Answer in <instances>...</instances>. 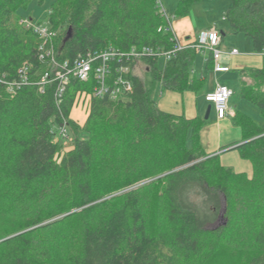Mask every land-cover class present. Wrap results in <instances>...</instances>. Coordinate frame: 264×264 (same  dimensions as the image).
Here are the masks:
<instances>
[{
  "label": "trees",
  "instance_id": "16d2710c",
  "mask_svg": "<svg viewBox=\"0 0 264 264\" xmlns=\"http://www.w3.org/2000/svg\"><path fill=\"white\" fill-rule=\"evenodd\" d=\"M32 1L0 0V264H264V127L237 111L244 138L221 148L250 161V177L205 151L204 116L159 108L158 91L200 93L208 77L193 72L197 48L159 67L179 39L158 31L173 21L158 0H54L47 26L57 33L58 69L117 53L101 96L97 60L86 81L70 74L63 92L55 75L39 84L57 68L41 60L42 39L21 23L18 11ZM199 1L180 0L175 17ZM230 2V28L264 57V0ZM133 53L143 54L147 83L134 73ZM205 67L213 72L211 53ZM241 72L253 81L242 97L264 116V64ZM119 77L132 90L113 96ZM82 97L83 125L71 120ZM65 126L74 143L62 152Z\"/></svg>",
  "mask_w": 264,
  "mask_h": 264
},
{
  "label": "rangeland",
  "instance_id": "374dc122",
  "mask_svg": "<svg viewBox=\"0 0 264 264\" xmlns=\"http://www.w3.org/2000/svg\"><path fill=\"white\" fill-rule=\"evenodd\" d=\"M179 1L180 0H158V3L161 7L160 10L162 9L161 11H165L169 16L172 17V20L175 21L179 19V17L177 18L174 15V13L178 8ZM53 2L54 0H45L43 4H39L37 0H34L29 4L27 8L20 9L18 13L22 17V20H33L35 23H41V24L44 23L47 25V17L52 8ZM230 4H231L230 0H201L199 2L194 3L191 6L190 16L193 17L194 22L199 30L198 31L199 33L202 30L209 31L210 29H212V27H216L220 32H224L225 36L223 40V50L230 52V50H233L232 48L235 47L240 51V55H239L241 56L240 58L250 56L252 55L250 53L253 52V43L251 38L247 37L244 34H234V32L229 26L228 21H226L225 19V13L227 12ZM210 52L211 51L207 49H201L198 52L195 65L193 67L194 70L193 72L199 74L200 72L204 71L205 75L208 76L205 82V88L202 91L204 92L203 93L204 97L201 103H203L202 107H203V111L205 112L204 114H206L208 106L212 104L205 100V95H206L205 92L206 90L212 88L215 85V82H219L221 84H226L234 89V95L230 99V103L233 106V108L237 111L246 113L253 121L257 122L260 126L264 127V116L262 115L260 108L257 105L253 104L252 102L245 100L241 95L242 85L241 82L239 81L238 72H231L227 74L226 73L215 74L214 72L207 71L205 67V63H206V59L210 55ZM165 64H166L165 56H160L158 61L159 67L162 69L164 68ZM134 73L140 76L146 83L151 79L150 74L147 70V66L145 65V63L141 61H139L138 65L135 67ZM219 79L222 80L220 81ZM164 93L165 92H162V94ZM162 94H160V92L158 91L155 95L156 99L159 100ZM86 103H88V100H86L85 97H82L81 99H79V102L75 107L78 106V107H82L84 110L85 109L87 110ZM77 111L78 108L77 109L75 108L72 115L73 118H76L78 114ZM214 117H215V111L213 108L211 111L210 118L208 119L207 125H209L213 121ZM81 118L83 117L81 116ZM74 121L78 122L79 120L76 119ZM234 126L238 127L236 125ZM69 134H70L69 138L60 139L61 145H63L62 152L72 148L73 146L74 135L71 130H69ZM205 146L207 147V145ZM228 151L231 150L230 149L221 150L216 154H223ZM223 205H224L223 210L224 209L226 210L225 201ZM219 224H226V219L223 218V216L219 220Z\"/></svg>",
  "mask_w": 264,
  "mask_h": 264
},
{
  "label": "crops",
  "instance_id": "0c3cea01",
  "mask_svg": "<svg viewBox=\"0 0 264 264\" xmlns=\"http://www.w3.org/2000/svg\"><path fill=\"white\" fill-rule=\"evenodd\" d=\"M172 26L179 41L183 45L197 42L200 34L202 32H205V30H202L200 33L198 32L199 30L197 28V25L195 24L193 17H191L190 15H188L187 17H179V19L172 21ZM213 28L216 27H212V29ZM219 33L222 37L221 48L223 50V40L225 34L224 32H220V31ZM232 49H237V48L233 47ZM223 51L225 52V54L223 55L222 62L224 65L229 66L231 68L230 72L227 73L238 72L239 81L241 82L242 88L245 85L251 84L253 81L249 75V72L242 73L241 71L242 70L249 71L251 69H261L264 64L263 55L254 53L253 51L252 53H250L252 55L240 58L241 57L239 56L240 51L238 55H231L230 53L232 50H230V52L225 50ZM215 74H225V73H215ZM198 75L205 76V73L204 71H202ZM219 80L221 81L222 79ZM217 84H221V83L215 82V85L212 88L206 90L205 94L214 91ZM203 93L204 92L195 93L193 91H187L185 93L166 91L164 94H162V96L158 100V106L164 112L178 116L184 115L189 119L198 116L203 117L205 115L204 114L205 112L203 111V107H202L203 103H201L204 97ZM230 107L233 113L236 114L237 110L233 108L231 103H230ZM75 108L76 109L78 108L77 111L78 114L76 118H73L72 115ZM213 108L215 111V117L213 121L209 125H207L201 132V139L203 141L204 148L209 155L216 154L219 151H221L220 149L222 147L234 143L235 141L240 142L244 138L243 130L240 127H235L233 125V116H228L226 118L220 119L218 117L214 105H212V109ZM85 110L82 107H78V106L74 107L71 113V120L77 119L79 120L78 121L79 124L83 125L89 116V112ZM81 116L83 118H81ZM205 145H207V147ZM220 160L224 166L232 167L237 173H246L250 177L253 175V166L251 162L242 159L240 157L239 152L236 150H231L226 153L220 154Z\"/></svg>",
  "mask_w": 264,
  "mask_h": 264
},
{
  "label": "built area",
  "instance_id": "2783aa9c",
  "mask_svg": "<svg viewBox=\"0 0 264 264\" xmlns=\"http://www.w3.org/2000/svg\"><path fill=\"white\" fill-rule=\"evenodd\" d=\"M162 10V9H161ZM165 16L168 15L165 11H162ZM21 23L27 28L34 30L42 39V43L38 49L39 56L41 60L45 61L46 58L51 60L50 64L55 67L56 72L51 69L46 70L39 77V84L44 87L49 82L53 81V75H55V80L60 81L61 92L65 90V85L68 84L69 75L73 74L82 81H86L89 78V75L92 71L94 61H101L100 66L97 67V76L101 82L100 88L96 91V95L101 96L107 93L110 87L107 86V78L109 75V63H111L114 58L117 56V53L114 49L102 52L98 55L89 56L86 59L78 61L75 65L73 72H63L58 68H61V65L55 59V47L54 39L57 36V33L52 31L47 25L41 23H35L33 20H22ZM159 32H164L166 34H171L176 38L175 31L172 26V21L167 17V23L164 26H161L158 30ZM222 37L219 31L216 28H213L209 31L202 32L199 36V39L195 43H190L183 45L180 41H177L176 46L169 51L161 52V56H165L166 60L172 59L178 52L183 51L187 48H197L198 50L207 49L211 51L212 60H213V72L215 73H227L230 72L231 68L226 66L222 62L223 55L225 52L221 48ZM149 54H154V52L148 50ZM231 55H238L239 50L233 49L230 53ZM137 61H141L143 54L133 53ZM66 66V65H65ZM125 73L129 72V69L124 70ZM112 95L118 96L123 90L131 91L132 86L129 81L123 79L122 77L117 78L113 83ZM233 89L226 84H217L214 91H211L206 94L205 99L207 102L212 103L217 111L218 117L220 119L226 118L228 116H234L235 114L230 107V99L233 96ZM61 136L67 138L68 133L66 126L61 130Z\"/></svg>",
  "mask_w": 264,
  "mask_h": 264
},
{
  "label": "water",
  "instance_id": "95a60500",
  "mask_svg": "<svg viewBox=\"0 0 264 264\" xmlns=\"http://www.w3.org/2000/svg\"><path fill=\"white\" fill-rule=\"evenodd\" d=\"M70 35H71V31L69 32L67 38L70 37ZM67 38H66V39H67ZM211 111H212V105H209L208 108H207L206 114H205V119H206V120L209 119L210 114H211Z\"/></svg>",
  "mask_w": 264,
  "mask_h": 264
}]
</instances>
